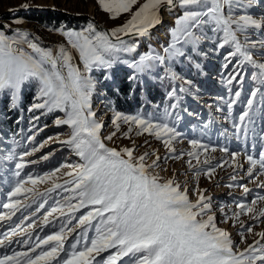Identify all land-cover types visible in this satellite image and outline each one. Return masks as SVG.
<instances>
[{"label": "snow or ice", "instance_id": "1", "mask_svg": "<svg viewBox=\"0 0 264 264\" xmlns=\"http://www.w3.org/2000/svg\"><path fill=\"white\" fill-rule=\"evenodd\" d=\"M98 2L112 19L125 13L130 18L108 31L99 30L91 21L79 31L66 30L64 26L54 29L67 38L70 47L63 44L55 48L41 46L38 38L31 33L21 29L12 30L11 25L3 27L13 31L12 35L0 30V96H7L10 99L8 107L17 109L21 103L22 91L35 87L34 102L28 111L43 110L42 115L57 111L64 113V117H57L54 124L68 126L71 134L66 140L59 142L68 146L82 161L74 165H61L42 175L27 174L22 177L28 164L37 163L27 158L54 138L49 137L30 150L18 153L19 141L14 135L12 145L0 149V160L14 162L11 175L15 178L11 190L7 192L8 200L3 204V208L9 211L0 212V220H10L22 208H30L37 198L47 197L58 189L68 193L56 200L43 215V225L59 221L58 230L43 237L37 236L36 242L31 243L30 230L34 228L35 221L26 228L21 227V221V224H17L0 238V247L12 244L13 238L19 235L28 237L22 243L29 247L26 251L12 250L11 254L0 256V264H120L124 258H128L131 264H264V231L254 233L252 226L246 227L240 221L244 214H248L251 219L264 218V208L256 207L258 202L264 201V196H257L250 204L237 203L239 211L234 212L231 217L225 213L224 223L229 220L240 223L241 231L238 234L241 243L246 242L245 232L260 237L241 249L233 241L231 233L218 226L211 198L205 195L206 189L198 186L194 188L197 198L193 201L188 187L178 182L175 175L165 180L152 171L158 166L159 156L148 163L152 153L145 151L136 156L135 146L117 148L105 143V140H113L123 123L128 125V131L123 133L125 137H130L135 127L136 135H154L174 154L176 149L173 142L181 134L168 122L171 115L168 107L165 108L164 117L159 120L152 118L151 114L125 115L114 112L112 125L115 131L106 137L101 135L104 123L96 118L92 109V96L98 83L93 75L94 71L111 70L117 63H124L136 73L142 74L167 61L169 67L165 69L166 76L175 81L181 77L171 70L170 65L181 58L191 60V53H198L201 42L212 39L217 50L225 47L231 49L224 57V68H228L233 58H237L233 72L226 80L230 96L233 81L242 88L243 66L247 64L257 69L251 76L257 86L251 90L233 128L237 138L243 136L247 139L251 133L264 141V127L258 131L255 128L257 113L264 112V108L260 107L264 105V62L254 58V50L264 56V39L257 40L248 36L251 30L259 29L264 32V16L254 15L256 8L264 5V0ZM136 5L139 6L133 11ZM23 7L28 8L30 5L25 4ZM177 9L181 11L169 30L171 41L163 49L165 55L150 50L131 62L120 60L121 53L135 51V46L127 44L122 37L149 35L152 28L163 22L162 10L172 12ZM14 23L21 24L23 21L17 18ZM205 29L213 34L212 37L207 35ZM77 56L79 63L76 62ZM185 83L191 84V81ZM180 90L186 91L183 88ZM167 95L169 98L175 97L176 88L173 87ZM240 97L241 91H235L234 98L227 104L229 114ZM177 106L171 104L169 107L176 109ZM39 118L32 117L33 128H36L35 122ZM27 139L29 142L35 141V134ZM189 143L194 149L203 148L205 152L208 151L207 146L199 140L193 139ZM221 151L229 153L227 147L221 148ZM50 155L52 153L41 159L47 160ZM187 155L194 157L197 164L200 163L198 151L188 152ZM229 155L236 168L242 167L236 163L240 153L231 152ZM173 158L180 157L174 155ZM247 160L250 164L248 176L254 175L257 166L260 173L264 174V150L259 152L258 158L247 155ZM203 163L209 164L208 159ZM188 164L195 167L191 160ZM62 168L70 171L63 173L68 179L59 183L58 173ZM215 171L214 167H208L204 174L211 178ZM231 180L236 181V175H232ZM42 183L51 184L43 193L37 190V186ZM239 186L244 193L250 191L247 185ZM259 187L264 188V182ZM29 194H33L31 203H24L19 199L24 197L27 200ZM46 203L45 199L38 205L36 212L44 208ZM24 219L28 220L29 217ZM90 231L94 233L91 236ZM108 252L110 254L106 258L98 259L102 253Z\"/></svg>", "mask_w": 264, "mask_h": 264}, {"label": "rangeland", "instance_id": "2", "mask_svg": "<svg viewBox=\"0 0 264 264\" xmlns=\"http://www.w3.org/2000/svg\"><path fill=\"white\" fill-rule=\"evenodd\" d=\"M139 2L143 3L144 0H139ZM25 4L44 6L46 8L36 9L28 7L17 9L18 7H23ZM138 6L139 5L134 6L133 11L135 10V7ZM53 8H56L59 11H54ZM28 9L51 10L64 14V17H60L56 20L58 23L53 25L47 24L37 18H28L23 15L14 14L15 11H26ZM180 11L181 10L177 9L174 14L172 13L174 20L172 19V16L170 20L166 19L165 17L171 14H169L170 12L167 10L164 11V21L153 29L147 36L124 37L123 39L127 44L135 46V51L131 53H121L120 60H127L131 62L132 60L139 59L140 55L146 54L150 50L159 52L161 55H165L163 49L171 41L169 30L174 26V21L177 15L180 14ZM254 15L257 17L264 16V5H259L255 10ZM65 16L74 17V19L70 20ZM17 18L21 19L23 23H14V20ZM92 18L110 30L126 22V20L130 18V15L125 13L118 18L112 19L110 14L102 9L98 0H0V30L12 35L13 31L3 27L4 25H11L12 30L21 29L23 31H28L32 34V36L38 38L41 46L44 47H49L50 45V47L55 48L61 44L65 47H70L67 43V38L54 29L64 26L66 30L73 29L79 31L86 28L90 21L94 23ZM205 31L209 37H212L213 34L210 31L207 29H205ZM159 33H161V35H159ZM248 36L257 40L264 39V32L259 29H255L251 30L248 33ZM185 50L187 51V49ZM230 50L231 49L228 47L217 50L212 39L202 41L199 46L198 53H191V60L181 58L170 65L171 70L181 77V79H177L175 81L166 76L165 69L169 67L167 61L165 64L157 65L153 70L142 74L136 73L133 68L124 63H117L111 70L101 69L99 71H94L93 75L98 83L97 89L92 96V109L96 113V118L104 123L101 135L102 137H106L111 132L115 131L114 126L112 125V118L114 112L118 111L109 107V102L104 88L109 81L114 80L112 77L113 71L121 69V71L128 73L132 77H140L145 82L152 81V79L160 80L162 78H168L171 84L170 88L165 89V93H168L173 87H175L176 96L172 100L175 104H178L179 107L177 108V114L180 118L179 123H177V120L170 121L168 119L170 126L175 127L181 134L173 142L176 152L174 154L170 153L164 146L163 141L157 139L154 135H149L148 133H144L139 136L136 135L135 127H133L130 137H125L123 133L128 131V125L123 123H121L120 131L117 132L115 137H113V140H105V143L109 147L117 148L135 146L134 155L136 156L141 155L145 151L152 153V155L148 158V163H151L157 156H159L160 159L158 161V166L152 171L165 180L175 175L178 182L188 187L189 196L193 201L197 198L196 194L193 192L194 188L198 186L201 189H206L205 195L211 198L213 206L212 210L216 215L218 226L227 229L231 233L233 241L238 244L241 249H243L247 247L248 244L253 243L254 240H259L260 237L245 232L246 242L241 243L240 235L238 234L241 231L240 223H233L231 220H229L228 223H224L225 213L228 217H231L234 212L239 211L236 207L237 203L244 202L250 204L257 196H264V188L259 187V184L264 182V174L260 173L259 166H257L254 170L253 176L250 177L247 175V170L250 167L247 155H253L254 158H258L259 152L264 150V141H261L258 136H253L251 133L247 139L243 136L237 138L235 129L233 128V117L229 114L228 108L216 110L217 108L214 101H211V99H219L220 96L218 95L221 87L227 85L226 80L229 75L226 76L225 72L228 68H224L223 65L225 64L224 57ZM195 54L204 57L208 63L210 72H207V74L211 83L208 90L204 89L203 86L195 90L196 87L194 86V80H192L191 77V70H188V62H192L194 65L199 64L200 66V61L195 60L194 58ZM73 55L76 56L74 51ZM254 58L259 62H264V56L259 55L255 50ZM236 59L237 58H233L232 64L229 65V69L232 72ZM76 62L79 63L78 56ZM253 70V73L257 71L255 68H253ZM105 76H110L111 78L105 79ZM185 81H191V84L185 83ZM181 88L186 89V91H181ZM35 94V87L26 88L22 91L21 103L16 109L18 117L13 119L16 126L11 127L0 124V147H3L5 142L10 140L11 133L8 131L11 128L17 132L22 131L24 134L20 152L30 150L32 147L48 140L49 137L54 138V140L49 141L45 147L41 148L38 152L27 158L29 160L37 161V163L28 164L27 166L30 165L33 168L32 170L30 169L31 172H26L25 168L21 174L22 177H25L27 174L42 175L44 173L51 172L56 168H60L61 165L64 164L74 165L82 163L80 157L76 156L68 146L59 142L66 140L71 134V130L68 126H56L54 124V120L57 117L63 118L64 113L57 111L55 113L42 115L41 113L43 110H35L33 112L28 111V108L34 102ZM188 102H195L204 105L209 113V117L213 119V122H205L206 116H202L200 114L194 122L195 117H197V111H195L194 108L189 107L187 105ZM9 103L10 99L7 96H0V120L13 114L15 109L9 108ZM118 112L124 113L125 115H135L137 113L149 115V113H144L139 109L128 112ZM159 115L160 116H151L152 118L158 120L164 117L162 114ZM33 116L40 117L39 120L35 122L36 128L32 127ZM17 121H19V123H17ZM258 122L260 125H255L257 131L261 127H264V119L260 118ZM41 128L43 131H38V129ZM2 131H5V134H3ZM33 134H35V141L29 142L27 138ZM193 139L199 140L203 145H206L208 151L205 152L203 148L194 149L189 143V141ZM224 147L229 149V153H240L237 157L236 163H239L242 167H235V163L232 161L229 153L221 151V148ZM213 149H215V151H213ZM57 151L62 152L59 153L61 155L58 157L57 164L52 168L44 167L39 170L36 165L46 162L52 157V155H50L47 160H42L41 157L49 153L54 154ZM191 151H198L200 153L199 164H197L194 157H189L187 155V153ZM181 153H183V155H181ZM174 155L179 156L180 158L175 159L173 158ZM205 159H208L209 164L206 165L203 163ZM189 160L192 161V165L195 167L189 166ZM0 163V172L8 180V188L0 187V212H8V209L3 208V204L7 202V192L11 190L14 183L15 178L11 175V172L14 170V162L10 165H6L1 161ZM217 165H222V167H217ZM208 167H214L216 169L215 174L211 178L204 174ZM65 171H70V169L62 168L61 172L58 173L60 180L57 182L63 183L64 179H68V177L63 176ZM197 172H199L198 176L196 175ZM232 175H236V181L231 180ZM241 184L247 185L250 191L248 193H244L243 188L239 186ZM26 187H31V185H26ZM49 187H51L50 183H42L37 186V190L43 193ZM64 195H68V193H64L62 190L58 189L56 192L50 193L47 197L37 198L36 203H32L30 208H22L17 214L12 216L10 220H0V238H2L5 233H8L11 228H14L17 224H21V221H23L21 224L22 228H26L29 223L33 220L35 221L34 228L30 230L32 233L31 243L36 242L37 236L43 237L58 230L59 221H54L53 224L43 225V215L56 200L61 199ZM32 198L33 194H29L27 200H25L24 197H19V199H21L24 203H31ZM45 199L47 200L45 207L40 209L39 212H36L38 205ZM256 207L257 209L264 208V201L258 202ZM221 209H223V211H221ZM77 215H79V213ZM24 217H29V219L25 220ZM240 221L243 222L246 227L252 226L254 233L264 231V218L251 219L248 214H244L241 215ZM17 231L19 232L20 230L18 229ZM93 234L94 233L91 231L89 232V236ZM27 238L28 237L24 235L14 237V242L12 244L0 247V256L11 254L12 250L26 251L29 245H25L22 242ZM16 240L21 242L16 243ZM109 254L110 252L102 253L101 257L98 259L106 258ZM121 264H131V262L129 260H125Z\"/></svg>", "mask_w": 264, "mask_h": 264}, {"label": "trees", "instance_id": "3", "mask_svg": "<svg viewBox=\"0 0 264 264\" xmlns=\"http://www.w3.org/2000/svg\"><path fill=\"white\" fill-rule=\"evenodd\" d=\"M14 14L16 15H23L28 18H37L47 24L56 25L60 17H64V14L54 12L51 10H32L28 9L26 11H15ZM70 20L74 19V17L65 16ZM77 18V17H76ZM201 55H194L195 60L200 61V66L196 67L192 62H188V70H191L192 80H194V86L196 87L195 90L199 87H204V89H209L210 87V80L207 72H210L208 63L204 57H200ZM230 66L225 72V75L228 76L232 71H230ZM206 70V71H205ZM230 71V72H227ZM253 68L247 64H245L241 70V75L244 76L242 88L241 85L238 84L236 81H233L231 85V92L232 96L229 95V85H224L221 87L219 92V99H211L214 101L217 110L228 108L227 104L230 102L231 98H234V93L237 90L241 91V97L239 98L237 104L233 106L231 116L233 117V121H235L241 111H243L246 101L249 97L251 90L257 86L256 82L251 79ZM113 81H109L108 84L104 86L106 91L107 100L109 102V107L118 111H133V110H141L144 113H149L151 115L159 114L164 115L165 108L168 107V111L171 115L168 117L170 121L177 120L179 123V119H177V106L176 109H172L169 107L171 104H175L173 102V98H169L167 93H165L166 88H170V80L168 78H162L160 80L152 79V81L145 82L140 77H134V79H129L130 76L128 73L121 71L118 69L112 72ZM264 90V89H262ZM223 98V99H221ZM260 97H257V102H259ZM178 105V104H177ZM189 107H192L197 111V117H195L194 122L197 120L199 114L202 116H206L205 122H213V119L209 117V113L206 110L204 105L195 102H188L187 104ZM260 107L264 108V105H260ZM264 116V112H258L256 116V124H259V119ZM17 110L13 111L12 115L7 116L6 118L0 120V124H4L6 126L14 127L16 123L14 122V118H17ZM259 128V127H258ZM220 131V130H219ZM11 133V138L9 141L5 142L3 147L0 149H4L8 146L12 145L13 136L15 135V139L19 141V147L17 148V152H20V147L22 144L24 134L22 131H14L11 128L9 131ZM5 134V131H2ZM59 153L62 152H55L52 154V157L47 160L46 162H42L37 164L36 166L38 169H43L44 167L52 168L58 162V157L61 155ZM1 162L5 163L6 165H10L12 162H6L0 160ZM1 168V163H0ZM32 166H26V172H31ZM31 169V170H30ZM0 187L8 188V180L4 177L0 172ZM126 261L129 260L128 258L125 259ZM124 260V261H125Z\"/></svg>", "mask_w": 264, "mask_h": 264}, {"label": "water", "instance_id": "4", "mask_svg": "<svg viewBox=\"0 0 264 264\" xmlns=\"http://www.w3.org/2000/svg\"><path fill=\"white\" fill-rule=\"evenodd\" d=\"M24 7H21V8H17V9H23ZM30 8H36V9H38V8H41V9H44V8H46V7H44V6H38V5H30ZM53 10L54 11H59L58 9H56V8H53ZM163 10H162V12H161V15H162V20H163ZM92 20L94 21V23L97 25V27L99 28V29H101V30H103V31H108L109 29L106 27V26H104V25H102V24H100L99 22H97L95 19H93L92 18ZM164 21V20H163ZM158 25H156L154 28H152L151 30H150V32L153 30V29H155L156 27H157ZM131 36V35H130ZM127 37H129V36H127ZM122 38H124V37H122Z\"/></svg>", "mask_w": 264, "mask_h": 264}, {"label": "bare ground", "instance_id": "5", "mask_svg": "<svg viewBox=\"0 0 264 264\" xmlns=\"http://www.w3.org/2000/svg\"><path fill=\"white\" fill-rule=\"evenodd\" d=\"M164 11H166V10H163V13H164ZM165 14V13H164ZM164 14H163V20H164ZM166 19H168V20H170L171 19V15H169V16H167V17H165ZM159 35H161V33H159Z\"/></svg>", "mask_w": 264, "mask_h": 264}, {"label": "crops", "instance_id": "6", "mask_svg": "<svg viewBox=\"0 0 264 264\" xmlns=\"http://www.w3.org/2000/svg\"><path fill=\"white\" fill-rule=\"evenodd\" d=\"M175 11H177V10H174V11H172V12L169 13V14H171L173 20H174L173 14H174ZM172 13H173V14H172ZM173 20H172V21H173Z\"/></svg>", "mask_w": 264, "mask_h": 264}, {"label": "built area", "instance_id": "7", "mask_svg": "<svg viewBox=\"0 0 264 264\" xmlns=\"http://www.w3.org/2000/svg\"><path fill=\"white\" fill-rule=\"evenodd\" d=\"M49 47H50V45H49Z\"/></svg>", "mask_w": 264, "mask_h": 264}]
</instances>
